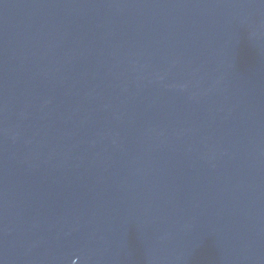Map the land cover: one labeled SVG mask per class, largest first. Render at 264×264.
<instances>
[{
	"label": "water",
	"instance_id": "water-1",
	"mask_svg": "<svg viewBox=\"0 0 264 264\" xmlns=\"http://www.w3.org/2000/svg\"><path fill=\"white\" fill-rule=\"evenodd\" d=\"M0 264H264V0H0Z\"/></svg>",
	"mask_w": 264,
	"mask_h": 264
}]
</instances>
